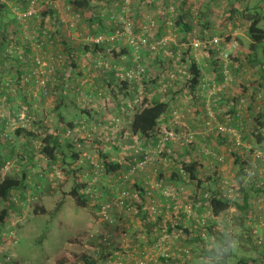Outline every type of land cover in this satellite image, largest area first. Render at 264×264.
Instances as JSON below:
<instances>
[{"label": "rangeland", "instance_id": "obj_1", "mask_svg": "<svg viewBox=\"0 0 264 264\" xmlns=\"http://www.w3.org/2000/svg\"><path fill=\"white\" fill-rule=\"evenodd\" d=\"M101 1L102 0H97V2ZM134 1L135 0H133L131 4V14H133L132 5ZM185 1L186 0H170V3L168 6L166 5V9L162 14L164 17L167 15H173V18L171 19H176V17L180 15L181 4ZM218 1L219 0H213L212 3L215 2V4H217ZM11 2H13V5ZM194 2H196V0H194ZM201 2L202 1L200 0V3ZM0 3H7L4 4L5 9L2 13L8 14L0 15V19L4 18L6 19L5 21L8 22L10 17H12V22L16 25L15 28H19V30L17 28V33L13 32V28L10 29V34L7 33L5 36L0 35V57H3L4 60L17 57L18 63L23 62V66L25 65L24 63H26L28 69L25 71L20 82L22 81L23 85L28 86H31L33 82V85L36 87L33 86L35 96L31 98L30 105H28L25 100H23V102L20 100H11L9 102L3 100L5 97L2 99L4 102L0 100V102H2L0 103V111L5 113L6 116L8 115V110L5 109H9L11 113L8 117V122L5 124V128L3 127L0 131V141L3 143V138L9 137L12 139L10 146L13 147L19 146L22 142L28 140V146L30 145L31 147L30 152L34 154L32 161L26 163L25 159H20L21 152L16 150L15 156L11 161H7L0 165V179L7 176L20 178L23 172L26 173L27 177L24 186L18 191H13L11 193L9 200L13 203V206L10 208L7 220L4 224L0 225V264H28L29 262L34 261H44L45 264L60 263V261H63L62 259H65V256L63 255L64 251H62L65 244L71 245L70 251H68L70 255L69 264H78V262L84 264L83 262L85 258L94 261L92 258L94 256H96L97 259L102 258L107 261L109 256H113V252L119 253V255L114 258L116 259L119 258L120 255L122 256V253L126 249H130L135 255L146 253L155 256L158 251L155 250L157 246L162 249H167L165 253L168 256V261H172L176 257L179 261L184 260V264H214L216 258L220 259V264H264V218H262L264 217L263 164L262 167L256 169L257 173L255 172L257 176H262V178L258 177V179L261 180V186L258 188L259 192L258 194L255 193L256 195H253L254 193L250 196L248 195L249 197L247 200L242 199V196L239 195L237 189V177H233L231 171L224 168L230 165L228 161L225 162L222 170H216L214 166H212V170H210L211 173L206 172L204 175V173L199 172V179L203 181L204 190L208 193L214 192L221 186L220 177L218 183H214V178L217 179V177H215L216 175H214V171L216 174L217 172L223 173L224 180L229 182V186L233 188L234 191H238V195L235 198H229V200L238 204H242L244 201L247 202V207L253 209L251 213L250 210H248V221L257 219L260 222V226L263 225L262 231L257 230L254 226L248 225L249 223L246 218L244 221L240 220L238 212L227 211L225 214L213 217L206 203L208 199L202 197L203 195H199L202 190L195 186L196 183L187 182V178H183V176L180 179L185 180L184 184L174 187L171 185L173 184L172 181L167 179L172 178L173 172L178 171L181 168L179 165L182 161H184V163L188 162L185 161L187 158L186 153L189 149L188 145L191 143L195 144V132L187 129V111L176 113L175 117H180L178 125L173 124V114L170 112L169 124L172 128V134L169 131L166 133L163 131L162 133L159 132L157 140L150 143L147 142L146 145L144 138L142 139L139 136L133 138L130 135V130H128L126 133L129 132V141H131L130 145L124 144L120 146V150L119 148L117 150L113 149L118 145V143L112 139L113 129L114 131H116V129L120 130V126L117 124L115 126L113 123H110L109 119L106 117H103L105 118L104 120L102 118L97 121L93 119V117L88 120L84 118V121L80 119L75 123L77 118L81 115L80 113H84L88 109V106L93 104V102L91 103L84 98L82 100L81 98L75 100V95L84 92L87 94V97L91 94L93 98H95L94 96H97L99 90L102 91L103 97L100 98L97 96L98 99H105L106 97H111L110 94L112 91L106 87V85V89H94L88 86V83L82 82L81 79L77 82V85L62 84L61 88L63 92L65 91L64 94H70L69 97L72 98H69L71 105H69L68 108L62 107V109H56L59 110L56 113L52 111L55 108V102L52 98L53 89L56 88L58 84L62 83L58 82V79L56 80L59 76H55V74L57 69H59L62 66V63L65 62L66 58L62 52H49V55L38 54V50H41L45 45L47 47H53L56 42L50 34L53 32L52 29H50L49 34L47 31L49 29L47 27L41 29L40 33L37 34L36 32L32 33L30 30V19L35 18L36 20L34 21H38L37 18H39L44 21L39 13H42L45 9V3H38V14L26 17L21 15L25 12L21 11L22 8L26 6H21L17 3V0H0ZM178 3H180V5L177 8L176 5ZM212 3L210 2V4ZM111 4L114 5L113 3ZM149 5L150 4L147 6ZM169 6H172L174 9L173 14L168 12L169 10L167 9ZM217 6L220 8V11H223V15H231V22H237L234 24L237 34L230 35L226 33L224 35L221 34L212 37L211 39L220 38L223 40L222 42H225L221 43V47H230V49L229 47L225 49L230 55V74L234 80L233 83L229 85L236 87V92H241L240 90L242 88L244 89L241 95H237L236 100L239 102L240 99H244L245 102L243 105H238L237 102L236 107L239 106L238 110L243 114L241 115L240 113L239 116H243V119H245L244 123L248 124L250 127L248 129L249 131H247L249 133H246L244 142H242L247 145L251 141L250 132L257 127L256 125L258 121H263L264 117V80L261 79L260 76V67L264 65V57L262 54L264 43H262L255 51L250 52L249 45L251 41L247 33V23L242 17L241 20L239 19V21H237L235 15L248 13L264 15V2L263 0H245L240 4L241 13L239 11L238 3L233 0H222ZM62 10L63 13L61 14V17L63 18L65 15H68V18L74 17L83 21L88 20L83 16L84 12H80L70 4V0L64 2ZM113 11L115 10H112L111 13H113ZM202 12L203 10L197 9L196 11L193 10L191 13L192 15H196L194 16L196 19L197 15L203 14ZM111 13L109 15H111ZM221 15L222 14L220 13L218 16ZM23 16L24 18L19 19V17ZM145 16L151 17L149 14H146ZM61 17L58 21L64 27L62 28L64 30V35L74 33L73 38L76 41H79L80 43L82 42L84 45L85 43L89 44L87 43V40L95 34H81L82 32L76 30L74 23L73 27H70L68 24L61 22ZM225 19H229V17H226ZM46 23L49 24V18ZM196 23L197 22H192V27L197 26ZM39 24V27L41 28L43 25L41 26L42 23ZM172 25V28H176L174 22ZM259 27L264 28V17H262ZM98 34L107 35L104 33ZM191 34L194 36H185L184 38L186 40H180L179 43H174L173 40H169V37L151 36V39L156 41L167 39L168 45L166 46V49L173 53L179 52V56L170 60V63L167 61H163V63L165 69H170V67L175 64L177 70H170L169 72L176 74L177 79L174 82L180 83L184 85V87L185 83H188V81L186 77L182 76L181 72L187 71V73H189L187 70L188 65L190 64V57H188V54H193L194 52L190 50H178L179 48L175 44L181 45L192 39L199 38L196 37L198 36L196 35L197 32L193 33L192 30ZM163 36L170 35L167 34ZM211 39L199 38L201 41H209ZM232 42L237 43L236 49L231 48L230 44ZM25 44L30 46L35 52L33 55L34 57L31 59L24 56ZM112 45L114 44L107 45L108 48L111 49V52H105V54L113 57V53L116 51L112 48ZM201 53L202 55H205L206 50L201 51ZM212 53H214L215 56L213 58H216L219 54L217 51H212ZM160 57H164L162 50L155 55L152 53H143L142 59L144 58L143 64L146 66L147 78L143 79L146 82L144 83L142 80L140 85L149 84L151 87V84L158 79H154V76L156 75L153 67L157 64V59ZM164 58L166 59V57ZM37 61L45 63L46 70H48V73L45 76L47 82L44 88L40 87L36 82L35 77L32 76V72L37 66ZM173 68L175 67L173 66ZM22 69L25 68L22 67ZM161 69L163 72V67H161ZM161 69L157 68L158 71ZM60 77H62V73ZM9 79H5L4 83V80L0 83V89L14 98L18 86L12 79ZM89 79L91 80L90 77ZM138 86L139 85L136 86L134 91L130 92H127L124 89H118V91L113 90V93L116 96H122L119 100L122 102V105H126V102L129 100L131 101L128 104V107L129 109L132 108L133 112H137L144 104L148 105L151 100V98L148 99L146 97L148 93H145V98L143 97V86H141V88ZM77 97H79V95H77ZM112 100L115 101L114 99ZM135 100H137L136 103L134 102ZM184 102L186 103L182 96V103ZM229 102L228 105L233 104L231 101ZM109 103L112 102L110 101ZM225 110L224 106L221 111L224 116L227 115ZM61 113L63 115V121L60 120ZM213 114H215V112H213ZM247 115H249L250 121L248 117H246ZM243 119H241V121ZM66 123H73L76 127L68 129ZM98 123H100L99 126H97ZM111 125L113 126L111 127ZM94 127L98 129L94 130ZM176 128L180 129L182 133L180 136H177V134L174 133ZM16 130H24L25 133L24 135L16 136ZM67 130L72 131V134L68 137ZM26 133H33L34 137H28L26 136ZM44 134L57 135L60 139L65 140L66 143L72 146L74 152L79 151V159L73 161L68 157L69 154L63 151L65 153V164L63 163L60 165L56 162L51 168H46V161L43 160V157L39 153L40 139ZM97 134L100 135V137H97ZM188 134L194 136L191 143L187 141ZM101 137L103 139H101ZM164 137H167L168 141L160 143V141H163ZM132 145L134 147L137 146V152L140 153V156L145 151H149L150 148L157 145L160 147V153L142 168H137L141 160L137 156L138 154L134 152V147ZM186 146H188L187 149ZM108 147H111V150L115 151V155L108 156L107 160L112 163H117L119 161L122 169L118 175L129 176L128 181L124 184L118 185V183L115 182L117 178L116 176L107 177L105 175L103 166L101 165V163H103L101 155H105L104 152H106ZM138 147L141 150H139ZM209 152L211 153L212 150L206 152L198 151V156L206 159L205 157ZM213 154H215V151ZM216 155H214L212 159L218 163L220 157ZM180 159H182V161ZM84 162H86L87 165H85ZM212 165H214V163ZM73 169H78L77 177L79 184L87 185L86 189L82 190L81 193H85L88 197H92L90 199L96 198L99 203H103V201L100 202V186L105 189L107 188L108 191L109 189H113L112 194L114 195L119 190H125L128 197L127 208L123 209L125 212L119 210L116 214L112 215L111 213L109 215L110 222H104L98 217V215L96 216V210L93 204L83 209L76 207L73 200L68 195V192L74 185V179L71 175L72 172H70ZM159 173L162 174L161 178L158 176ZM250 178L252 179V177ZM161 180H163L162 183L160 182ZM135 186L137 188H135ZM139 189H142L143 197L139 196ZM164 191H168L169 196H165ZM109 194L111 195L110 192ZM189 196L192 198L191 200H193L192 203L188 202L192 205L190 211L181 212L179 209L180 203L178 204L177 202H180L182 199L186 200ZM108 200H111V196ZM104 201H106V199ZM19 203H23V205L20 206ZM201 205H203V209L201 212H198L196 209ZM7 206H9V203L1 202L0 211ZM138 207H143L141 213L142 215L145 214V217L139 215L136 216V213L140 212ZM258 207H261V210H259ZM180 213L184 214L183 221H185V223L180 222ZM147 219H150V222H147ZM197 219H199L198 223L195 222ZM183 225L190 228L192 227L200 233H204L205 238L202 240L207 243L204 249L210 251L214 248L215 254L213 256L205 257L200 251L199 244L195 241H191L193 239L192 235H186L182 231L181 227ZM143 226L146 228H143L144 230L142 231ZM165 226L168 227L165 228ZM154 227L156 230H154ZM209 228H213L216 233L222 234L223 237L221 243L215 241L213 236L208 234ZM163 234H166L167 236L161 237ZM102 235L109 238L111 243L109 247L102 244ZM136 235H139V238L136 237ZM228 240L229 242L227 243ZM233 241H236V246L230 248V244ZM160 243L161 245H159ZM120 246L121 248H119ZM173 246H176V249ZM86 247L93 253V256H90L88 251L81 250ZM183 249L189 252L191 259H183ZM98 250L103 252V257L100 255L98 256ZM105 250L107 253L104 252ZM224 252L228 253L227 257H225ZM14 253L20 260H15ZM77 257L80 258L76 259Z\"/></svg>", "mask_w": 264, "mask_h": 264}, {"label": "crops", "instance_id": "obj_2", "mask_svg": "<svg viewBox=\"0 0 264 264\" xmlns=\"http://www.w3.org/2000/svg\"><path fill=\"white\" fill-rule=\"evenodd\" d=\"M65 1L66 0L50 2V0H43V1L39 0L36 3V9H37V5L39 2L40 3L44 2L45 6H50V8H52V10L55 11V15H53V16L47 15V16L43 17L44 21H42L39 18H37L38 21H34V20H36L35 18H32L29 20V22L31 24L30 30L32 31V33L33 32H36V34L40 33L41 29H43L44 27H47L49 29V30H47L48 34H49L50 29H52L53 32H51L50 34L53 36V38L56 41L55 44L53 45V47H51V46L47 47L45 45L41 50H38V52H39L38 54L49 55V52H53V53L62 52V54L66 58L65 62L62 63V66L59 69H57V72L55 74V76H59L58 78H56V80L58 79V82H60V83L62 82L61 84H58L56 88L53 89V97L52 98L55 102V108L52 111H54L55 113L57 111H59L56 109H62V107L68 108L69 105H71V103L69 102V98H71V97H69L70 94H64L65 91L63 92L62 88H61L62 84H72V85L75 84V85H77L78 84L77 82H79L81 79L82 82L88 83V86H90L91 88L106 89V87H108L110 89V84H113L116 86V85H118V83H120L119 79H117V77H115V75L112 71L108 72L104 69L102 70L101 68L95 67V61L96 60L101 59V61H103L105 63H108L110 65H116V67L122 71L128 69L132 65V62H131L132 61V55L124 47V45L121 43H115L114 45H112V48L116 51L115 53H113V57H112V56H108L105 54L106 51H105L104 47L93 46L91 44H89L91 47H95V48H97V50L100 48L101 51H99V50L95 51L92 48V50H90L91 52H83L81 49H82V46L84 44L82 42L80 43L79 41H76L73 38L74 33H72V34L69 33V35H66V34L64 35V30L62 29L64 27L62 24L59 23L58 19L62 16L61 15L63 13L62 8H63ZM201 1H202L201 3H200V0H196V2H194V0H186L185 2H182L181 7H180L181 12L179 13L180 15L179 16L177 15L178 17H176V19L173 20L176 28H172L171 26H173V25H168L166 23V21L169 20V16L167 15L166 17H164V15L162 14V12L164 13V10L166 9L165 8L166 5L168 6V4L170 3V0L169 1H166V0L165 1L164 0H148V1L135 0L133 5H132V11H133L132 12L133 13L132 14V20L134 23L135 31L138 32V28L145 21L144 17H147L145 15L149 14L153 18V20L156 22V28L154 30V35L156 37H169V40H173L174 43L175 42L179 43L180 40L185 41L186 39L184 37L188 36V35H192L191 34L192 30H193V33L197 32L196 35H198V36H196V37H199L200 39H202V38L211 39L212 37H216V36L221 35V34L224 35L226 33L230 34V35L237 34V32L234 28V24H236L237 22H235V23L231 22L230 21L231 15H227V16L223 15V11H220V8L217 6V4L221 3L222 0H219L217 4H215V2L212 3L213 0H201ZM233 1L238 3L239 11L241 13L240 4L245 0H233ZM146 2H148V3H146ZM150 2H152V3H150ZM210 2L212 4H210ZM263 2H264V0H263ZM17 3H19L21 6L25 5L28 7V0H17ZM1 4L4 5L7 3H1ZM11 4L13 5V2H11ZM148 4H150V5L147 6ZM179 5H180V3H178L176 5L177 8L179 7ZM115 6L116 5H112L111 3H104L102 1L97 2V0H92L90 2V11H89L91 15H87V19H88L87 21L88 22L86 20L83 21L81 19H76L74 17L73 18L69 17L68 21L73 20L72 22L75 24L76 30L78 32H82L81 34L84 33V34H95V35H97L98 33H104V34H107L109 36L112 34V32L115 29V26L109 20V17H110L109 14L112 12V10L117 9V6L116 7ZM197 9L203 10V12H202L203 14L197 15V18L195 19L194 16H196V15H192L191 12H193V10L196 11ZM37 13H38V11H37ZM220 13L222 15L218 16ZM1 15H8V14L2 13ZM191 15H192V18H191ZM67 16L68 15H65V17H67ZM258 16L261 19H262V17H264V15H258ZM226 17H229V19H225ZM241 17H242V15H235V18L237 19V21H239V19L241 20ZM48 18H49V24L46 23ZM61 18H63V17H61ZM66 19H68V17ZM0 20H1V25H0V35L1 36H3V35L5 36L7 33L10 34V29H13V28H14L13 32H16V33L18 32L19 28L17 27L18 30H17V28H15L16 25L12 22V17H10L8 22H6L5 21L6 19H4V18H1ZM191 20H192V22H197L196 23L197 26L192 27ZM39 23H42L41 26L43 25L41 28L39 27L40 26ZM44 23H45V25H44ZM237 26H238V24H237ZM246 26H248V24ZM81 30H83V31H81ZM183 32H185V33H183ZM167 34H169L170 36H163V35H167ZM192 36H194V35H192ZM85 45H87V44L85 43ZM115 45H117V46H115ZM175 45L178 46V48H179L178 50H182V49H180L182 44L181 45L175 44ZM223 48L224 47H221V49H223ZM241 49H242V47H241ZM34 54H35V52L32 50V48L30 46H28L27 44H25L24 56L28 57V59L29 58L31 59L32 57H34L33 56ZM206 54L202 55L201 51H195L193 54H191V53L188 54V57H190L189 61L190 62L193 61L196 63V65L198 66V69L200 71V75H201L199 85L197 87H195V89H193V90H190L188 83H185V87H184V85H182L180 83H176V82L168 79L169 71L170 70L175 71L177 69H176L175 64H173L170 67V69H168V68L165 69V67H164L165 65H164L163 61L164 62L167 61L170 63V60L167 58L165 59L164 57H160L159 59H157V64L154 65V67H153L155 69L154 72L156 75V76H154V79H156V78H158V79H156L155 82L151 84V87L149 86V84L148 85L147 84L146 85H140L138 83V84L128 85L126 82H122V84H120V86L113 87V90L118 91V89H124L125 91L130 92V91H134L136 89V86L139 85L138 86L139 88H141V86H143V89H142L143 90L142 93L144 95L143 97L145 98V93H148V95L146 97L148 99L151 98L149 103L154 101V100H157L158 102L168 103V107H169L168 112L161 118V120L158 123L160 133H162V131L165 133L167 131H169L170 133L172 132V128L170 127V124H169L170 112H172V114H173V113H179L181 111L182 112L187 111V113H188L186 115V117H187V129H189L190 131L193 130L195 132V134H196L195 144L196 145L193 144L189 148V150H188L189 153L188 152L186 153L187 158L185 159V161H188V163L199 162L197 169L199 170V172H202L205 175L206 172L211 173L210 170H212L211 169L212 166H214V168L216 170H218V169L222 170L223 166H220L219 164H217L213 159L200 158L198 156V151L206 152V151L212 150V153H214V151L217 153L218 152L222 153L224 156H226V161H228L230 163V165L228 167H224V168L226 170L229 169V171H231V175L235 178L237 177V180H238V174L240 173V170H239V165H240L239 162L240 161L236 162V157H243L244 155H243L242 151L232 147V144L229 143L228 141L221 142V140H218L217 139L218 135L215 133L216 132L215 128L218 125V122H217V119H218L219 122H223V123H230L231 122L235 126L239 125L242 128V130L244 129L246 133H249L247 131H249L248 129L250 127L248 124L244 123L245 119H243L242 121H238V120H236V118H234V119L229 121V119H227L228 117L224 116L221 113L223 107L225 105L229 104L230 103L229 101H231V103H234L237 99V95H241V93L244 91V89L242 88L240 90L241 92H236L235 91L236 87H233L232 85L225 84L220 77V70H219L218 62L214 61L217 57L213 58L215 56L213 55L212 51H211V53L209 52ZM70 58H72V63H70L68 60ZM17 59H18L17 57H14V58H7L4 60L3 57H0V83L3 80H4L3 81V83H4L5 79L10 78L9 80L12 79L13 82L18 86V88H16L17 90H16V93H15L16 95L14 96V98H12L9 94H6L5 91H2L0 89L1 90L0 91V100L2 102H4L5 100L9 101V102L11 100H13V101L20 100L23 102V100H25L27 102V104L30 105L31 98H33V96H35V90H34L35 86L33 85L34 84L33 82H32L31 86L23 85L22 81L20 82L21 78L25 74V71L28 69V65H26V63H24L25 65L23 66V64H22L23 62L18 63ZM173 66L175 68H173ZM22 67H24L25 69H22ZM161 67H163V70H164L163 72H162ZM157 68H159L161 70L158 71ZM61 73H62V77H60ZM89 77L91 78V80L89 79ZM59 79H61V80H59ZM261 79H262V77H261ZM143 82L145 83L146 81L143 80ZM105 85H106V87H105ZM62 93H63V96H62ZM77 95H79V97H77ZM110 95H111V97H106L105 99H100V98L98 99V97L95 95L94 97L97 98V99H95V98H93V96L91 94L89 95V97H87V94L84 92H82L80 94H76L75 100H79L80 98L82 100L84 98V99L89 100L91 103L93 102V104L89 105L88 109L84 113L83 112L80 113L81 115L77 118L75 123L77 121H79L80 119L84 121L85 120L84 118H86L88 120V119L93 117V119H95L96 121L102 119L103 117L108 118L110 123H113L115 126H116V124L118 126H120V130L116 129V131H114V129H113V133H112V135H113L112 139H114V141H116L118 143L116 148H113V149L117 150L119 148V150H120V146H122L124 144L130 145V143H131V141H129V136L131 135V133L129 135L128 134L129 132L128 133H126V132L129 130L132 117L136 112H133L132 108L129 109L128 104L131 102L130 100L126 102L127 103L126 105H122V102L119 101L122 98V96H119V95L116 96L114 93H111ZM7 96H9V97H7ZM182 96L185 99L186 103L185 102L182 103ZM128 97H129V95H128ZM111 98L114 99L115 101H113ZM110 101L112 103H109ZM2 102H0V103H2ZM104 102H106V103H104ZM124 104H125V102H124ZM145 106H147V104H145ZM5 110H8L7 116L5 115V113L0 111V131L3 129V127L5 128V124L8 122V117L11 114L9 109H5ZM210 110L215 112V115H216L215 120H212L209 117H207L208 116L207 112L208 111L211 112ZM251 116H253V115H251ZM62 117H63V115L61 113L60 118L62 119ZM246 117H248V119L250 121L249 115H247ZM104 119L105 118H103V120ZM260 124H261V127H259V129H260L262 136L264 137V117H263V121H261ZM16 131H19V130H16ZM16 131H15V133H16ZM179 131H180V129L176 128L174 130V133L177 134V136H180L182 133H181V131L180 132ZM255 133H257V131ZM21 135H24V134H22V131H21ZM21 135H19V136H21ZM97 137H100V135L97 134ZM132 137L136 138L137 136L133 135ZM155 138L157 139V136ZM155 138L150 137V139H152L151 142L156 140ZM101 139H103V138L101 137ZM144 140L146 141L145 144L147 145V142L149 139L144 138ZM25 141L26 142H22L19 146H13V147L10 146L11 144H8L5 142L2 143L0 141V165L2 163L7 162V161H11L13 159V157L15 156L16 150H19L21 152L20 159H25L26 163H30L32 161V159L34 158V154H32L30 152L31 147H30V145L28 146V140H25ZM60 141L62 143H66L65 140H63V139H60ZM98 142H100V141H98ZM148 143H150V142H148ZM244 146H246V148H252L255 152L264 153V139L262 140V142L260 144L257 145L256 141L251 136L250 143H248L247 145L244 144ZM63 151L64 150L60 151V153H58V156H57L56 162H58L60 165L64 163V155H63L64 152ZM232 152L234 153L235 156L231 155ZM235 152H238V153H235ZM104 154L107 156L115 155V151L111 150V147H108V149H106V152H104ZM40 158H41V156H40ZM43 160L46 161L45 158H43ZM180 160L182 161V159H180ZM56 162L52 163L51 165H48V163L46 161V168H48V169L51 168V166H54V164ZM182 162H184V161H182ZM117 163L120 165V170L118 171V174H119V172H121L122 168H121V163L119 161ZM213 163H214V165H212ZM84 164L87 165L86 162H84ZM262 164H263V161L259 160L257 162V167H262ZM180 166H181V164L179 165V167ZM263 167H264V165H263ZM245 171L246 170H244V172ZM22 174H24L25 181H26V178H27L26 173L23 172ZM214 175H216L215 177H217V179H219V177L221 176V173L217 172V174H216V172L214 171ZM258 177L262 178L261 175L257 176L256 179H251L249 176H246L244 178V182L242 183V186H241V188H245L244 189L245 190L244 195H247L244 200H247V198L253 193H254L253 195H256L255 193L258 194V192H259L258 188L261 186V180L258 179ZM167 179H170V178H167ZM171 181L173 183L171 185L174 187L178 186L180 184H184L183 181H179V182L174 181L173 177L171 178ZM186 181L189 182L188 179H186ZM160 182L162 183L163 180H161ZM191 183H193V182H191ZM214 183L215 184L218 183V180H216V178H214ZM237 188L239 190V187H237ZM215 191H217V189ZM189 192H190V190H189ZM198 192H200V191H198ZM138 194H139V196L143 197V191L138 192ZM106 195H107V192H106ZM199 195H201V193H199ZM240 195H241V191H240ZM187 198L188 199H186V200L182 199L179 202L180 203L179 209L181 212H189L190 211V208L192 205H190L188 202L192 203L193 200H191L192 198L190 196ZM195 199H197V198H195ZM161 203H162V201H161ZM19 205L22 206L23 203H19ZM246 208L250 210V213L253 210L252 208H248V207H246ZM202 209H203V205L198 207L196 210L198 212H201ZM229 211L230 212L234 211L237 213V209H235V208H230ZM180 215H181L180 222L185 223V221H183L184 214L180 213ZM256 216H257V214H256ZM247 217H248V215L246 216L247 222L249 223L248 225L254 226L257 228V230L262 231L263 225L261 224L262 226H260V222L257 219L252 220V221H250V220L248 221ZM198 221H199V219H197L195 222L198 223ZM250 222H252V223H250ZM188 225H190V224H188ZM166 227H168V226H165V228ZM143 228H144V226L142 227V231L146 227L144 229ZM258 228H260V229H258ZM147 230L149 231L148 228H147ZM154 230H156L155 227H154ZM136 237L139 238V235L138 236L136 235ZM70 246H71L70 244H65V246L63 247V250H62V251H64L63 255L65 256V259H62L63 261H60V263H54V264H69L70 255H69L68 251H70ZM173 247H175V249H176V246H173ZM119 248H121V246ZM88 249L89 248L86 247V248H83L81 250L82 251H88V254L90 256H93L92 255L93 253ZM99 250L97 252L98 256L100 255L101 257H103V252H101ZM104 252L107 253L106 250ZM113 253L114 254L111 257H114V256L117 257L119 255V253H117V252H113ZM14 257H15V260H17V259L20 260L18 257L15 256V253H14ZM80 257H77L76 259H79ZM92 258L94 259V264H105V262H106L102 258L97 259L96 256H94ZM259 258H260V256H259ZM173 261L179 262L178 258H176V257L173 259ZM28 264H45V262L44 261H42V262H35L34 261V262H29ZM78 264H82V263L78 262ZM150 264H152V263H150Z\"/></svg>", "mask_w": 264, "mask_h": 264}, {"label": "trees", "instance_id": "obj_3", "mask_svg": "<svg viewBox=\"0 0 264 264\" xmlns=\"http://www.w3.org/2000/svg\"><path fill=\"white\" fill-rule=\"evenodd\" d=\"M53 1H61V0H50V2H53ZM91 1L92 0H70V4L72 6H74L77 10H79L80 12H84L83 16L87 18V15H91L89 12ZM28 3H29V0H28ZM107 3H110V2H107ZM26 8H27V6L22 9V12L26 11ZM4 9H5L4 5H2L0 3V15L4 11ZM39 14L42 17H45L47 15L53 16V15H55V11H53L52 8H50V6H46L44 11L42 13H39ZM242 18L248 24L247 33H248L249 39L251 41L250 45H249V51L253 52L258 47H260V45L262 43H264V28L259 27V23L261 22V18L258 16V14H251V13L243 14ZM92 48L95 51H98V50L101 51L100 48L97 50V48L91 47L89 44L83 45L81 50L83 52H91L90 50H92ZM262 54L264 57V48L262 49ZM213 55H214V53H213ZM68 60L70 63H72V58H70ZM214 61L218 62L217 58ZM218 66H219V70H220V65L218 64ZM187 70H188L189 75H190V78L188 80V85H189L190 90H193L200 83V77H201L200 71H199L196 63L193 61L190 62ZM260 76L264 80V65H262L260 67ZM220 77L222 79L221 71H220ZM120 84H122V82L118 83V85H116V86H120ZM116 86L113 84H110V89L112 90L111 93H113V87H116ZM237 102L238 101L236 100L235 103H233L232 105H228V104H227L228 106L225 105V109H226L225 112L227 113V115H225V116L228 117L227 119H229V121L234 119V118H236V120H238V121H241V119H243V116H241V117L237 116V112H239V113H241V115H243L240 110L239 111L236 110ZM168 108H169L168 103L158 102L157 100L150 102L147 106H145V104H144L142 107H140V109H138V111L133 115L131 123H130L129 130H130L131 136L136 135L142 139L143 138L149 139L148 142H151V140H152V139H150V137L155 138L157 136V138H158V134L160 132L159 131L160 129L158 127V123L161 120V118L168 112ZM60 120L63 121V119H61V118H60ZM217 122H218V124L223 125L227 129H234L239 134L240 145L236 146L234 143V138L231 137L230 134L220 133V132H218L217 127L215 128L216 129L215 133L218 135V138H217L218 140H221V142L228 141L229 143L232 144V147L239 149L240 151H242V153L244 155L243 157H236V162L240 161L239 162L240 173L238 174L237 187H239V190H238L239 195H240V191H241L240 196H242V198L245 199V197L247 195H244V191H245L244 189L245 188H241L242 183L244 182V178L246 176H249L247 172L249 171L248 169H250L251 163L253 162V163L257 164V162L259 160H254L255 158L253 156H254L255 151L252 148H246V146H244V144L242 143V142H244V138L246 136V132L244 129L242 130V128L239 125L235 126L231 122L230 123H223V122H219L218 119H217ZM260 123L261 122L258 121L257 125H256L257 127H255V129H253V131L250 132V136L253 137V139L256 141L257 145L260 144L262 142V140L264 139V137L262 136L260 129H259V127H261ZM66 126L68 129H73V127H76L73 123H66ZM112 126L113 125H111V127ZM21 131H22V134L25 133L23 130H19V131H16V133H15L16 136L21 135ZM256 131H257V133H255ZM26 136L34 137V134L28 133ZM5 138H3L5 143H8V144L12 143L11 138H9V137H5ZM189 143H191V142H189ZM192 145H193L192 143L190 145H188L189 148ZM188 146H186V149L188 148ZM62 150H64L65 153L67 152V154H69L68 157L73 161H77L80 157L79 151L74 152L72 146L69 145L68 143H62L57 135L44 134V136L40 139L39 153L43 158L46 159L48 165H51L52 163L57 161L58 153H60V151H62ZM65 153H63L64 156H65ZM235 153H238V152H235ZM216 154H218V155H216ZM214 155L219 156L221 158V161H218L217 164H219L220 166H224V164L226 162V157L222 153L215 152V154H213L211 152V153L207 154L205 158H209V159L211 158L212 159ZM231 155L235 156L233 152L231 153ZM137 156L141 160L140 154H138ZM101 157L103 159V163H101V165L103 166V170L105 172V175L107 177H110V176H116L117 177L118 171L120 170V165L118 163H112V162L108 161L107 155H103V156L101 155ZM198 163L199 162H193V163L181 162V166H180L181 168L178 171H174L172 174L174 181L185 182V180H180V178H182L184 176L183 178H187L189 182L196 183L195 186L197 188H201V190H202L201 195H203V196L207 195L209 197L208 201L206 203H207L208 209L210 210L213 217H218L221 214H225L227 211H229V209L231 207H233V208L237 209L239 219L243 220V221L246 220L245 218H246L248 210H249L246 208L247 202L244 201L242 204H238V203H233L231 200H229L227 198L224 199L221 196L222 195V191L220 189L221 186L219 187V189L217 188V191H214L211 193H208L207 191L205 192V190H204L205 188L203 187L204 183L201 179H199V170L197 169ZM263 165H264V162H263ZM257 168H259V167H257ZM257 168H255L254 174H255V172H257V170H256ZM78 169H76V170L73 169L70 171V172H72L71 175L74 179V185H73L72 189L68 192V195L71 197L75 206L78 208L83 209V208H86L89 205L93 204V206H95L96 216H97L101 207L106 205L108 202L111 201V200L110 201L108 200L109 197L111 196V199H112L113 197H115V195L117 193L114 195V194H112L113 189H109V191H108L107 188H106L107 189L106 190L105 188L100 186L99 196L102 199V200L100 199V202L103 201V203L97 202L96 198L90 199L92 197H88V195H86L85 193H81L82 190L86 189L87 185L86 184H84V185L79 184V180L77 177L78 176ZM244 170H246V171L244 172ZM158 176L161 178L162 174L159 173ZM223 176H224L223 173H221V176H220L221 182L224 180ZM256 176H257V174H255L253 176H249V177H252V179H256ZM170 180H171V178H170ZM216 180H218V179H216ZM24 182H25L24 174H22L20 178H13V177L7 176V177H3L2 179H0V203L1 202L9 203V206L3 208L0 211V225L4 224V222L7 220L9 213H10V208H11V206H13V203H11L9 200L11 193L13 191H18L19 189H21L24 186ZM136 186H135V188H136ZM238 191L233 190V192H234L233 197L234 198L238 195L237 194ZM106 192H107V195H106ZM109 192L111 193V195L109 194ZM139 192H142V189H139ZM105 199H106V201H104ZM177 203L179 204V202H177ZM126 204H127V201H126ZM141 209L143 210V207H141V208L138 207V210H140V212H137L136 216L139 215V216L145 217V214L142 215ZM117 211H119V210L114 209V208H110L108 210V215H110L111 213H112V215L116 214ZM120 211L125 212V210H120ZM147 222H150V219H147ZM196 225H199V224H196ZM181 229L186 235H192L193 239L191 241H195L199 244L200 251L204 254L205 257L213 256L215 254L214 248L210 251H207L204 249L205 245H207V243L202 240L205 238L204 233H200L198 230L193 229L192 227L190 228L188 226H182ZM124 232H125V230H124ZM208 234L213 236L215 241H217L218 243H221L222 237H223L222 234L216 233L213 230V228L208 229ZM165 236H167V235L163 234L161 237H165ZM101 238H102V236H101ZM228 242H229V240L227 241V243ZM103 245H101V246H103ZM126 251L127 252L130 251V249L129 250L126 249ZM224 255H225V257H227L228 253L224 252ZM115 257L116 256H114V257L109 256L108 259H111V258L114 259ZM157 260L159 263H162V264H184L185 263L182 261H179V262H176L173 260L168 261L167 255L164 258L158 256ZM220 262H221L220 259L216 258L214 264H220ZM83 263L84 264H94V261L93 260H87L85 258Z\"/></svg>", "mask_w": 264, "mask_h": 264}, {"label": "built area", "instance_id": "obj_4", "mask_svg": "<svg viewBox=\"0 0 264 264\" xmlns=\"http://www.w3.org/2000/svg\"><path fill=\"white\" fill-rule=\"evenodd\" d=\"M39 0H29L28 7L24 13L21 15L26 16H32L37 14V9H36V3ZM104 3L110 2L113 3L114 5L117 6V9L111 13L109 20L110 22L115 26L114 31L112 32L111 35H103V34H97L92 37H90L87 41V43L93 45V46H99V47H104L106 53H110L111 49L108 48L109 45L115 44V43H121L124 45V47L131 53L132 55V65L126 70H120L116 67V65H110L108 63H105L101 61V59H98L95 61V67L101 68L102 70L106 71H112L119 79V82H126L128 85L132 84H140V82L147 78L146 76V66L143 64V59L142 55L143 53H152V54H158L159 51L162 50L164 57H166L169 60H173L176 57L179 56V52L173 53L172 51L167 50L166 46L168 45L167 39H161L160 41H156L151 39V36L154 35V30L156 28V22L151 18L150 16L145 17V21L140 25L138 28V32L135 31L134 28V23L131 19V4L133 0H102ZM115 6V7H116ZM168 12L173 14L174 9L172 6H169ZM19 17V19L24 18ZM76 17V16H75ZM65 18V17H64ZM61 18V22H64L65 24H68V26L73 27V22L68 21V19ZM173 15H169V20L166 21L168 25L173 24ZM170 22V23H169ZM189 41V40H188ZM223 40L220 38H213L209 41H201L199 39H192L189 42L183 43L181 48L182 51H203L206 50V53H211V51H217L219 52L217 56L218 64L220 65V71L222 74V80L225 84H231L233 83V78L230 74V59H229V53L226 48L224 47L221 49V43ZM108 45V46H107ZM231 48L236 49L237 48V43L232 42L230 44ZM230 49V47H229ZM48 73V70H46V64L40 61H37V66L32 72V76L35 77L36 82L40 85V87L44 88L46 85L47 80L45 79L46 74ZM182 76L187 78V81L190 78L189 73L187 71L181 72ZM168 79L171 81H175L177 79L176 74L169 72L168 73ZM97 96L102 98L103 94L102 91L98 90ZM135 103L137 100L134 101ZM244 99H240L238 102V105H243L244 104ZM238 107H236V110H238ZM211 111V110H210ZM207 115L210 119L215 120V114L213 112H207ZM240 113L237 112V116H239ZM176 113H173V124L178 125V120L180 117H175ZM100 123L97 124L99 126ZM98 128L94 127V130ZM217 130L220 133H228L231 135V137L234 138V143L236 146L240 145V139H239V134L234 130V129H227L223 125L218 124L217 125ZM67 137L72 134L71 130H67ZM172 138V137H170ZM194 139V136L192 134L187 135V141L191 142ZM168 141L167 137L163 138V141L165 142ZM133 146V145H132ZM134 147V146H133ZM159 146H154L150 148L149 151H145L141 155V161L138 164L137 168H142L145 166L149 161L153 160L159 153ZM134 152L136 154H140L137 152V146L133 148ZM139 150H141L138 147ZM254 160H261L264 162V153L261 152H254ZM218 161H221V158L218 159ZM257 168V164L251 163L250 169L247 172L249 176L254 175V170ZM128 175H121L117 176L116 178V183L124 184L128 181ZM221 191H222V197L225 199H229L233 197V189L229 186L228 181L223 180L221 182ZM165 196H169L168 191H164ZM204 198H209L207 195L203 196ZM128 200L127 193L125 190H119L115 197L111 199L110 202H108L106 205L102 206L100 211L98 212V217L104 221V222H110V218L108 215V210L110 208L118 209V210H123L124 208H127L126 201ZM261 210V207L259 208ZM129 210V209H128ZM264 218V217H262ZM102 243L106 246L109 247L111 245L110 240L107 236L102 235ZM260 243V241H259ZM161 245V243L159 244ZM158 250L155 254V256H151L146 253H141L135 255V253L131 251H126L120 255L119 258L116 259H108L105 264H159L157 258L158 256L164 258L166 257L165 251L167 249H162L161 247H158L155 249ZM182 257L185 260H188L190 258L189 252L187 250H182ZM182 262H185L184 260Z\"/></svg>", "mask_w": 264, "mask_h": 264}, {"label": "clouds", "instance_id": "obj_5", "mask_svg": "<svg viewBox=\"0 0 264 264\" xmlns=\"http://www.w3.org/2000/svg\"><path fill=\"white\" fill-rule=\"evenodd\" d=\"M236 246V241H233L231 244H230V248L231 247H235ZM227 251V250H226Z\"/></svg>", "mask_w": 264, "mask_h": 264}]
</instances>
